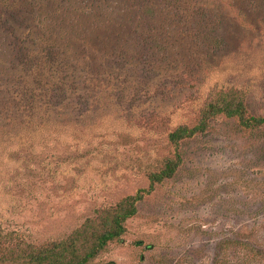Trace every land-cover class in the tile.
Instances as JSON below:
<instances>
[{"label":"rangeland","instance_id":"rangeland-1","mask_svg":"<svg viewBox=\"0 0 264 264\" xmlns=\"http://www.w3.org/2000/svg\"><path fill=\"white\" fill-rule=\"evenodd\" d=\"M227 96L264 118V0H0V233L83 251L142 193L93 264H264V125L169 140Z\"/></svg>","mask_w":264,"mask_h":264},{"label":"trees","instance_id":"trees-1","mask_svg":"<svg viewBox=\"0 0 264 264\" xmlns=\"http://www.w3.org/2000/svg\"><path fill=\"white\" fill-rule=\"evenodd\" d=\"M217 114L237 117L243 127H258L264 125V118L247 116L243 99L223 97L216 104L209 103L202 111L198 123L194 127L179 126L169 135V140L177 144L180 140L189 138L206 129L208 119ZM177 161H169L165 168L151 175L150 183L145 193H150L154 183L169 177L178 165ZM143 198L142 193L121 200L112 210L106 211L101 217L102 231L89 241V246L83 251V243H79L74 234L64 241H52L44 244L28 243L17 232L0 233V264H93L92 261L99 252L105 250L107 244L119 238L124 232V222L136 214L135 203Z\"/></svg>","mask_w":264,"mask_h":264}]
</instances>
